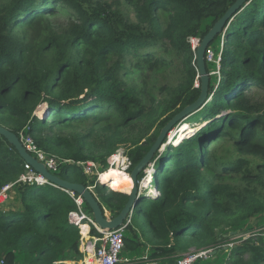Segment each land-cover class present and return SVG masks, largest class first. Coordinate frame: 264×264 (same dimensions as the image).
<instances>
[{"label":"trees","instance_id":"obj_1","mask_svg":"<svg viewBox=\"0 0 264 264\" xmlns=\"http://www.w3.org/2000/svg\"><path fill=\"white\" fill-rule=\"evenodd\" d=\"M236 1L126 0L136 17L129 21L106 0H0V111L12 125L0 124L19 137L28 127L46 153L70 160L56 172L62 179L94 185L77 162L106 169L120 146L131 172L201 94L190 38L202 39ZM219 35L212 97L181 122L199 127L156 153L153 183L161 195L145 197L149 204L135 209L124 235V249H149L160 264L225 246L233 254L227 264H264V0L246 3ZM24 172L25 160L0 134V190ZM114 179L117 188L129 186L124 174ZM104 187L97 184L94 194L116 216L130 188L104 194ZM10 198L19 203L0 207V262L82 258L80 229L69 222L78 207L68 191L17 183ZM237 231L251 232L228 235Z\"/></svg>","mask_w":264,"mask_h":264},{"label":"built area","instance_id":"obj_2","mask_svg":"<svg viewBox=\"0 0 264 264\" xmlns=\"http://www.w3.org/2000/svg\"><path fill=\"white\" fill-rule=\"evenodd\" d=\"M223 37H225V33H223ZM200 37H191L190 42L192 43V48L194 50L197 49L201 42ZM221 52L222 47L219 53H216L213 47H208L205 53L206 61L214 62L217 65V71H212L211 74L216 73L220 75L221 69ZM196 87L200 86V81L197 79L195 83ZM43 109V108H42ZM41 110V108H40ZM39 110L35 112L38 114ZM41 116V115H39ZM25 131L21 132L20 139L27 150L40 162H43L47 169L56 174L59 170L60 165L66 162H70V160H62L58 159L56 156L49 155L42 148L38 146L35 139L31 134ZM77 164L81 165L84 171V174L88 177L89 180H93L95 182L94 185L87 186L94 193V188L97 184H103L110 189L115 190L112 185H109L105 179L106 171H109L111 168H115L120 170L121 172H125L128 175H131L129 171L132 166V160L129 157L127 150L124 146H120L115 153H113L108 158V167L104 169L98 162L94 160L87 161H78ZM150 166H155V161H153ZM147 171V170H145ZM152 173V172H151ZM147 176V175H146ZM146 176L138 181L139 191L141 194L149 196V192L146 187H143L144 179ZM17 183H36L38 185L44 184H52L46 176L42 173L38 172L30 163L25 161V172L20 176V178L13 183L5 185L0 190V207H4L7 205L10 200V192L12 187ZM153 184V182L151 183ZM55 185V184H53ZM57 186V185H55ZM156 193L151 194L152 197H158L161 195V191L158 187H155ZM68 191L77 204V209L72 210L69 213V222L80 229L81 233V243H80V251L83 254L82 258L78 261H66L67 264H160L157 259L151 258L149 254V250L143 253L140 257L136 259H131L130 257L123 258L121 253L125 248L124 235L127 227L130 225L134 212L131 211L126 220L123 222L121 226L116 229H108L103 228L95 219L92 212H89L85 205L86 201L84 197L75 192L68 189H64ZM145 191V193H144ZM150 197V196H149ZM104 213L108 219H112L114 217L111 210L107 208V206L102 205ZM88 225V233L85 235L83 233V226ZM95 229L99 234H93L92 229ZM247 237L249 236L246 235ZM234 242H231L229 246H233ZM213 249H205L202 251L196 252L192 249L189 253L184 255L181 259L177 260L173 264H194V262L199 258H208L211 254L210 252ZM0 264H6V262L2 259Z\"/></svg>","mask_w":264,"mask_h":264},{"label":"water","instance_id":"obj_3","mask_svg":"<svg viewBox=\"0 0 264 264\" xmlns=\"http://www.w3.org/2000/svg\"><path fill=\"white\" fill-rule=\"evenodd\" d=\"M250 0H237L233 3L226 13L213 25L209 32L202 38L199 46L197 47V65L200 73V79L202 82L201 94L198 99L187 105L182 111L175 115L161 130L156 141L153 143L149 151L145 156L137 163L134 169L131 171V178L133 179V188L131 193H129V198L123 209L112 219H108L104 213L103 207L99 200L96 198L93 191H91L86 185L76 182H71L62 179L57 174L51 173L43 162L36 159L27 148L22 143L20 137L13 131L7 129L0 124V134H2L19 152L21 157L30 163L38 172L42 173L46 178L50 180L52 184L62 187L63 189H68L81 194L86 203L90 206L92 213L96 221L103 227L108 229H116L123 224L126 220L128 214L131 211H135L138 206H140L141 201L146 196L141 194L139 191V175L141 172H145L148 165H150L157 152L162 151L173 128L179 125L182 121L187 119L193 113L199 111L203 106L211 99L209 93L210 90V73L207 70L205 53L210 43L220 34L225 27L228 26L230 21L234 16L248 3ZM46 110V109H45ZM41 110H39L40 112ZM48 113V111H46ZM197 130V129H196ZM195 132L193 130L191 133ZM190 133V134H191ZM169 135V136H168ZM143 195V196H142ZM217 253L216 249H213L210 254L214 255Z\"/></svg>","mask_w":264,"mask_h":264},{"label":"rangeland","instance_id":"obj_4","mask_svg":"<svg viewBox=\"0 0 264 264\" xmlns=\"http://www.w3.org/2000/svg\"><path fill=\"white\" fill-rule=\"evenodd\" d=\"M106 1L113 3L115 5V7H117V6L120 7V13H121V15L123 13L122 16H124V19H127L129 21H134L135 20V18H136L135 17V11H134L133 7L126 2V0H106ZM220 41H221V39H220V35H219V36H216V38L211 42V45L213 46L215 51H216V49H218L220 47ZM208 68L211 69V72L215 71V70L217 71V65L214 62H209L208 63ZM212 75H217V72L213 73ZM213 80L215 81L216 78L213 77ZM44 113H45V110L44 111L41 110L37 114L38 118H41L39 115H43ZM0 123L2 125H4V126H7V127H10L12 125V122H11L10 117H9V115H8L6 110H1L0 111ZM185 125L188 126L187 130H185V129L183 130ZM198 127H199V125H197L195 122H190L188 124L181 123V124H179V125H177V126H175L173 128V130L171 131V134L169 136V140H171V141H173V140L174 141H176V140L179 141L178 138L180 139L181 137L188 136L193 130H196ZM169 140L167 141V144L169 143ZM165 147H166V145H165ZM146 170L147 171H145V175L144 176H146L148 174L149 170H151V172H154L155 171V166H150ZM125 176H130V175L127 174ZM130 184H132L131 180H130ZM150 186L151 187H156V185L154 183L150 184ZM127 188H129V187H127ZM117 189H123V188H117ZM110 191H111V189L109 187H107V186L104 187V194H106V192H110ZM118 191H120V190H118ZM121 192H123V191H121ZM144 193H145V191H144ZM12 195H14V193H12ZM11 200L12 199L10 198L9 201H11ZM9 201L7 203L8 207L11 206V204L13 203L12 201L11 202H9ZM148 204H149L148 198H143V200L141 201V204H140V208L141 207H147ZM135 221L137 223H140V224L145 222L143 212H138L136 214ZM146 227H147V229L149 231H151L150 226L148 224H146ZM237 232H232V233L230 232L228 235L231 236V238H236V237H238L240 235H248L251 231H249V233H245L243 231H237ZM129 250L130 249H124L123 253H121V256L122 257L123 256H129L131 259H136V258L140 257L146 251V249H143V251H141V252H139L137 254L136 253L137 250H131V251H129ZM132 251H134V252H132ZM232 256H233V254H231L230 248L225 246L223 249L219 250L215 255H213V257L208 258V259H199L194 264H227L228 259L230 257H232Z\"/></svg>","mask_w":264,"mask_h":264},{"label":"bare ground","instance_id":"obj_5","mask_svg":"<svg viewBox=\"0 0 264 264\" xmlns=\"http://www.w3.org/2000/svg\"><path fill=\"white\" fill-rule=\"evenodd\" d=\"M43 111L45 110V109H42ZM187 128H188V126L187 125H185V127L183 128V130L185 129V130H187ZM171 134V133H170ZM148 168V167H147ZM116 174H124V175H127V173H125V172H121L120 170H118V169H115V168H111L109 171H106V174H105V179H106V181L108 182V184L109 185H112V187L113 188H117L116 186H117V184H115L114 183V181H115V175ZM125 177H127L128 179H130L131 180V185L129 184V186L131 187L130 188V191L132 190V188H133V185H134V183H133V179L131 178V175L130 176H125ZM146 179V180H145ZM144 179V184H143V187H146V189H147V191L149 192V196L151 197L152 195L151 194H155L156 193V189H155V187H151L150 186V184L153 182V174L151 173V170H149V172H148V174H147V176H146V178ZM131 193V192H130ZM86 226H88V225H85V226H83V228H85ZM123 253V252H122Z\"/></svg>","mask_w":264,"mask_h":264},{"label":"crops","instance_id":"obj_6","mask_svg":"<svg viewBox=\"0 0 264 264\" xmlns=\"http://www.w3.org/2000/svg\"><path fill=\"white\" fill-rule=\"evenodd\" d=\"M130 184V183H129ZM131 185V184H130ZM127 187H129V188H131L130 186H126V187H123V189H128ZM15 200V199H14ZM14 200H11L12 202H13V204L14 205H16V204H18L19 202L17 201H14ZM11 201H9V202H11ZM10 207H13V206H9V208ZM6 208L8 209V205L6 206ZM88 229H89V227L88 226H86L85 228H83V233H84V231H87V233H88ZM86 233V234H87ZM125 257H129V256H123V258H125ZM174 259H172L171 261H169V262H167V263H161V264H172V263H174L175 261H173Z\"/></svg>","mask_w":264,"mask_h":264},{"label":"clouds","instance_id":"obj_7","mask_svg":"<svg viewBox=\"0 0 264 264\" xmlns=\"http://www.w3.org/2000/svg\"><path fill=\"white\" fill-rule=\"evenodd\" d=\"M210 75H212L211 72H210ZM44 118H45V117H44ZM42 119H43V118H42ZM197 129H198V128H197ZM195 131H196V130H195ZM168 136H169V135H168ZM185 137H186V136H185ZM182 138H184V137H181L180 139H182ZM180 139L178 138V140H180ZM169 142H173V143L175 144V143H177L178 141H177V140H176V141H174V140H173V141L169 140ZM156 187H157V186H156ZM145 196H146V195H145ZM146 197H149V196H146ZM151 197H152V196H151ZM147 250H149V249H147ZM147 250H146V251H147ZM146 251H145V252H146ZM178 260H179V259H178ZM158 261H159V260H158ZM176 261H177V260H176ZM176 261H175V262H176Z\"/></svg>","mask_w":264,"mask_h":264}]
</instances>
